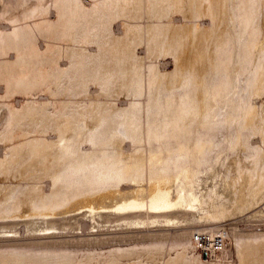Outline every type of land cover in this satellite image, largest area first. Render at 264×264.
I'll return each instance as SVG.
<instances>
[{
    "label": "bare ground",
    "instance_id": "1",
    "mask_svg": "<svg viewBox=\"0 0 264 264\" xmlns=\"http://www.w3.org/2000/svg\"><path fill=\"white\" fill-rule=\"evenodd\" d=\"M0 264H264V0H4Z\"/></svg>",
    "mask_w": 264,
    "mask_h": 264
},
{
    "label": "rangeland",
    "instance_id": "2",
    "mask_svg": "<svg viewBox=\"0 0 264 264\" xmlns=\"http://www.w3.org/2000/svg\"><path fill=\"white\" fill-rule=\"evenodd\" d=\"M3 6H4V0H0V9H3ZM169 67L171 68V69H174V64H171V65H169ZM20 97H21V95L19 96V95H17L16 96V103H19L20 101H23L22 99H24V97H22L21 99H20ZM20 99V100H19ZM247 217H245V216H236V217H233L232 219H229L227 222H226V224H227V229H228V232H227V239H228V247H229V249H231L232 250V255L234 256V260H237V257H236V254H235V249H234V246H233V244H232V239H231V237H230V229L233 227V226H235V227H237V229L238 230H242V229H246V228H249L248 226L249 225H251V224H249V223H251L249 220H248V215H246ZM203 224V223H202ZM204 224H206V223H204ZM238 224V225H237ZM233 225V226H232ZM230 226H231V228H230ZM251 228V227H250ZM89 230H92L91 228L89 229ZM107 235L108 234H105V235H103V237H107ZM109 236H111V234L109 235Z\"/></svg>",
    "mask_w": 264,
    "mask_h": 264
},
{
    "label": "built area",
    "instance_id": "3",
    "mask_svg": "<svg viewBox=\"0 0 264 264\" xmlns=\"http://www.w3.org/2000/svg\"><path fill=\"white\" fill-rule=\"evenodd\" d=\"M198 239V236L196 237ZM201 239L200 250L203 254H211L213 252L222 251L228 246V241L224 235L217 233L213 236L203 235Z\"/></svg>",
    "mask_w": 264,
    "mask_h": 264
}]
</instances>
